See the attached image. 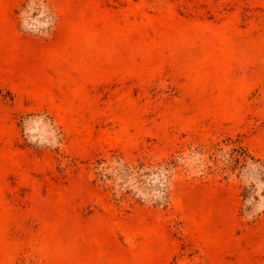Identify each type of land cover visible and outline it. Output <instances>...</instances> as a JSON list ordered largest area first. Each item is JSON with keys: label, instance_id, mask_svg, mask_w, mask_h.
<instances>
[{"label": "rangeland", "instance_id": "rangeland-1", "mask_svg": "<svg viewBox=\"0 0 264 264\" xmlns=\"http://www.w3.org/2000/svg\"><path fill=\"white\" fill-rule=\"evenodd\" d=\"M0 264H264V0H0Z\"/></svg>", "mask_w": 264, "mask_h": 264}]
</instances>
